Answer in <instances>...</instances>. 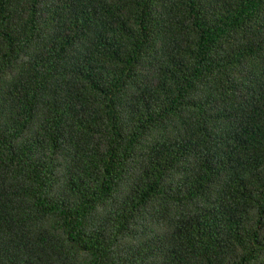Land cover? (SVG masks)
Returning a JSON list of instances; mask_svg holds the SVG:
<instances>
[{"label":"trees","instance_id":"16d2710c","mask_svg":"<svg viewBox=\"0 0 264 264\" xmlns=\"http://www.w3.org/2000/svg\"><path fill=\"white\" fill-rule=\"evenodd\" d=\"M0 264H264V0H0Z\"/></svg>","mask_w":264,"mask_h":264}]
</instances>
